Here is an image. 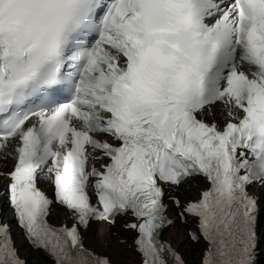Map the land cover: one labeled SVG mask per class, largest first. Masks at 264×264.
<instances>
[{
	"label": "snow or ice",
	"instance_id": "snow-or-ice-1",
	"mask_svg": "<svg viewBox=\"0 0 264 264\" xmlns=\"http://www.w3.org/2000/svg\"><path fill=\"white\" fill-rule=\"evenodd\" d=\"M0 187V264H261L264 0H0Z\"/></svg>",
	"mask_w": 264,
	"mask_h": 264
},
{
	"label": "bare ground",
	"instance_id": "bare-ground-1",
	"mask_svg": "<svg viewBox=\"0 0 264 264\" xmlns=\"http://www.w3.org/2000/svg\"><path fill=\"white\" fill-rule=\"evenodd\" d=\"M61 215H62V213L59 210H57L53 214V216L51 217L52 221L53 222H59V218L61 217ZM98 230H99L100 234H103V232L106 230V226L104 225L102 228H99ZM170 233L173 235V239L174 240L181 239V237L179 235V232H178V229H171ZM262 248H264V244H262ZM188 249L189 250L191 249L193 254H194L193 259L190 261V264H193V262L198 258V246L193 244L190 247H188ZM117 257L119 258V256H117ZM29 258H30V261L32 262V264H39V262L33 260V258H35L34 252H32L30 254ZM263 258H264V252H261V254H260V262H261V264H264Z\"/></svg>",
	"mask_w": 264,
	"mask_h": 264
},
{
	"label": "rangeland",
	"instance_id": "rangeland-1",
	"mask_svg": "<svg viewBox=\"0 0 264 264\" xmlns=\"http://www.w3.org/2000/svg\"><path fill=\"white\" fill-rule=\"evenodd\" d=\"M185 250V248H183ZM186 253H187V258L191 261L194 257L193 253L190 251V250H186ZM117 259H119L117 257Z\"/></svg>",
	"mask_w": 264,
	"mask_h": 264
}]
</instances>
